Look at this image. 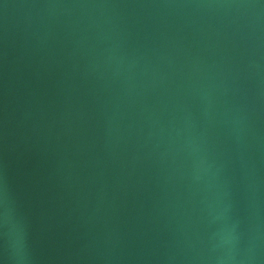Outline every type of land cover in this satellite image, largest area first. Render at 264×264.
<instances>
[{"label":"water","instance_id":"95a60500","mask_svg":"<svg viewBox=\"0 0 264 264\" xmlns=\"http://www.w3.org/2000/svg\"><path fill=\"white\" fill-rule=\"evenodd\" d=\"M0 264H264V0H0Z\"/></svg>","mask_w":264,"mask_h":264}]
</instances>
